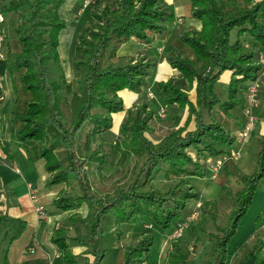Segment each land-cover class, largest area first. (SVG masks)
<instances>
[{"label":"trees","instance_id":"16d2710c","mask_svg":"<svg viewBox=\"0 0 264 264\" xmlns=\"http://www.w3.org/2000/svg\"><path fill=\"white\" fill-rule=\"evenodd\" d=\"M188 1L190 15L200 22L202 29L191 35L184 33L181 39L188 44L195 59L191 62L174 54L166 59L184 79L188 89L193 91V100L188 97V91L169 81L155 86L160 104L175 105L179 113L186 110L187 117L178 130L152 144L146 137L150 132L148 122L152 119L147 105L138 104L133 107L134 110H126L127 119L121 127L123 154L136 159L130 172L131 182L117 189L113 196L98 199L93 194L89 195L87 182L82 184L76 175L70 145L86 126L90 128L92 142H103L112 134L111 115L125 111L119 93L128 90L137 95L149 88L154 64L142 57L118 59L116 54L121 45L131 39L144 45L153 43L163 33L165 23L173 21V9L164 0H94L97 6L91 12V22L83 21L76 32L70 62L73 83L81 97L75 109V120L67 124L60 104L67 101L71 85L65 83L58 52L59 33L66 27L59 11L66 0H8L4 8L5 12L14 16L13 34L22 50L17 56H10L8 51V71L23 72L24 89L31 95L26 113L17 117L24 128L15 131L12 136L19 144L28 141L41 143L39 158L44 161L45 171L50 177L46 182L48 187L67 184L70 179L78 181L83 193L81 198L70 200L59 196L53 205L66 212L86 204V219L74 217L71 222H79L89 233V238L87 241H73L86 249L85 255L92 256L93 264L101 263L103 257L96 239L103 215L115 217L116 226L134 225L140 221L151 229L165 231L191 214L187 202L198 200V195L189 184L190 178L202 177L206 160L229 155L234 142V137H230L218 124L212 121L205 124L203 121V113L211 114L219 105L214 93L215 84L221 74L230 73L228 101L220 106V110L235 114L242 108L238 97L241 85L255 80L261 70L257 63L260 53H264V0L257 3H252V0L243 3L238 0ZM51 67L58 77L56 80L48 77ZM49 127L57 131L58 137L54 140H49L46 134ZM60 144L68 152V168H64L54 155ZM98 146L101 147L102 143ZM259 154L261 166H264V153ZM92 155L99 157L103 164L104 156L100 151ZM163 168L167 172L166 177L172 174L179 179L166 193L151 186ZM262 175L249 181L241 176L243 190L237 195L239 207L230 211L225 228H216L218 233L224 231V234L211 236L213 244L202 264L226 263L228 238L235 234L239 219L245 214L257 180ZM202 213L206 214L205 210ZM210 220L216 223L214 217ZM24 227L18 222L17 228L12 229L14 232L3 249L2 264H8V246L20 236ZM151 235L144 230L134 245L125 247V264H132L143 257L152 245ZM67 240L66 230L58 228L51 243L60 251L62 264H74ZM261 247L262 243L258 240L239 264L256 255ZM172 248L177 257H172L171 253L170 261L186 264L187 256L180 253L174 242Z\"/></svg>","mask_w":264,"mask_h":264},{"label":"rangeland","instance_id":"374dc122","mask_svg":"<svg viewBox=\"0 0 264 264\" xmlns=\"http://www.w3.org/2000/svg\"><path fill=\"white\" fill-rule=\"evenodd\" d=\"M173 1H175V9L181 8L180 11H183V15L185 17H190V2L188 0ZM238 1L243 3L247 0ZM258 1L260 0H252V3H257ZM252 3L250 5H253ZM6 4H4L3 8L6 7ZM89 6L90 7L87 8L88 6L84 5L83 0H79L74 5V8L71 11L72 19L79 20L80 26L83 21L91 22L92 20L90 15L92 10L95 8L94 6H97V4L94 2V0H92ZM78 12H81L80 16L77 14ZM67 42L68 40L66 38L62 39L61 45L63 46V48H65ZM167 44L168 46L166 49L165 58H167L170 54H174V56H179V58H182L183 60L191 61L190 57H192L193 59V52L191 51L188 44L183 42V40L181 39V35L171 39V41ZM74 45L75 40L72 46L69 47V61H71L73 57ZM155 50L156 48L151 49L153 57L157 61H159L158 54ZM136 58L140 57L137 56ZM165 65L166 67H168V69L173 70L169 65L167 59ZM158 69L160 70L161 68H159V66H156L155 73ZM54 73V68L51 67L48 77L52 79L51 76H54L56 74ZM178 75L179 73H177V76H175V78H173V80L169 82L178 87L180 86L184 89V91H188L187 94L190 98V90L188 89L186 82L180 75ZM70 85H73V91L71 89L69 90L70 92L67 98H72L69 104L73 105L76 109L77 102L81 97V94L76 91L77 87L75 84ZM258 90L259 106L257 105V107H259L260 110V108L264 109V86L260 85ZM156 91L155 88H153L152 97L154 96L157 99ZM239 98L241 99V96ZM28 102L29 101H26V103L24 104V114L27 111ZM138 104H146L147 112H149L152 116V119L148 122V128L150 132L146 134V137L152 142V144H157L168 134H171L174 131L178 130L182 113L178 112L177 106L160 104V108L165 111L166 115L165 119H161L157 115L159 106L156 103L150 105L151 103L139 102ZM166 106H168L167 109L165 108ZM133 107H131L130 110H134ZM70 110L71 108L69 107V105H65L63 103L61 104L60 111L67 124H71L75 120L74 118L76 110L74 111V117L72 118V110L71 113H69ZM216 110H219L220 112L215 113L214 120L213 116L204 112L203 121L205 124H209L210 121L215 122L220 127L225 129L229 133L230 137H234V142L230 150L234 152L235 155H238V158L234 160L236 161L235 165L238 171L235 173L230 155H227V160L219 167V172L215 179H212V176L214 174L212 168L215 167L214 165L216 163L211 164L213 166L207 164V167H202V177L197 176L189 180V184L194 188V192L198 195V200H190L187 202V207L189 208L191 214L186 215L181 220L175 222L170 230L163 231L156 228L151 229L148 225L140 221H138L134 225L116 226L115 217H112L111 215H103L96 237L97 246H99L100 251L103 252L102 261L99 264H125V247L129 246L130 244L134 245V243L139 238V236L137 235L134 237L132 236L126 238L125 231L131 226H136L137 229H140L142 231L146 230L148 232H151L152 234V245L149 247V250L143 254V259H136V261L132 264H176L177 261H170L169 257L171 253L173 254L172 257H177V255L173 252V242L176 246H178V249H180V253L187 256L185 260L186 264H202L206 261V259L208 258V253L210 252L211 246L213 244L211 236H222L224 234V231L222 233H218L216 228H225V223L230 217V211L234 209L236 211L237 207H239L237 195L243 190V183L240 179L241 176L249 181L256 178L258 175H262V169H264V166H261L262 162H260L261 158L259 154L260 152L264 153V133L259 132L261 125H264V112H262V115H259V117L257 111H255V113L253 114L255 126L247 141L242 142L239 139L242 130L245 127L244 114L242 110L238 109L235 114H227L226 112H221L220 107L219 109H217V106L213 109V111ZM126 119L127 113H125L124 118H121L120 120L122 122L119 126V134H114V131H112L111 129V136H109L108 138L105 137V139H103V142H92L89 136L90 128L86 126L84 127V129H82L80 134L74 137V140H72V143L70 145L73 148L72 162L74 165L73 168L75 169V173L77 176H79L80 182H82V184H84V182H87L88 188L90 189L89 195L93 194L97 197L96 199L103 198L104 196L111 197L117 192V189L126 187L127 184L131 182L130 172L136 159L128 158L123 154L125 148L122 145L123 134L121 131V127L124 125ZM257 124L260 126L257 127ZM35 143L36 142L34 141H28L26 143H20V145H24L28 147L27 149H29L31 147L29 146V144L33 145ZM99 143H102L101 147L98 146ZM60 145L63 146V144ZM63 148L65 147L63 146ZM97 151H100V154L104 156V158L102 159L103 164H101L100 160L98 159L99 157L95 158L92 155L93 152L97 153ZM67 154L68 152L66 150V159L68 158ZM200 163L203 164L202 161ZM63 167L68 168L69 162L67 166L63 165ZM164 168L160 170V173L156 175L155 181L151 183V186L154 188H158L163 193H166L172 187L171 185L179 179L172 174H169V176L166 177L165 174L167 172ZM58 185L56 184V186L52 187L56 188ZM65 185H67V187L64 188V192L59 193L61 197L69 198L71 200L73 198H81L83 196L82 190H80L78 181L76 179H70V181ZM46 187H48L47 184ZM252 196V200L250 204L247 205L245 214H243L239 219V224L235 234L228 238L229 244L226 247L228 262L226 261L225 264H239L240 260L243 259L246 254H248L249 249L253 247L258 241V239H253V234L255 233V229L258 226L257 224L260 219L264 218V175H262V177L257 180V185ZM83 206H86V204H82L81 206L77 207L76 210L80 209ZM202 207L206 208L203 209L205 210L206 214L202 213ZM193 214H196L195 219H191V215ZM213 217L215 218L216 223H213V221L210 220V218ZM8 223L11 224V228H14V223ZM176 233L180 234L178 238L176 237ZM88 238L89 233H87L85 237L80 239H83V241H87ZM5 247L6 245L3 244L0 246V264H2L4 260L3 249ZM237 247L239 248V253L235 254L233 250H235ZM93 262L94 260L88 264H93ZM60 264H62V261Z\"/></svg>","mask_w":264,"mask_h":264},{"label":"crops","instance_id":"0c3cea01","mask_svg":"<svg viewBox=\"0 0 264 264\" xmlns=\"http://www.w3.org/2000/svg\"><path fill=\"white\" fill-rule=\"evenodd\" d=\"M8 0H0V10L4 16V24L0 25V33L5 37V41L0 45V51L3 55V59L0 60V139L3 150L7 155L5 164L9 167L13 164L17 166L20 173L16 174L12 172L6 166H0V246L6 245L7 240L12 236L15 227L17 228L18 222L24 224V230L20 236L8 246L7 263L8 264H57L61 263L60 251L57 250L51 243V238L58 228H63L68 233L67 245L70 248L72 256H74V264H88L93 261L90 255H85L86 249L76 244L73 240L83 241V238L88 233L87 230L79 222H71V219L77 217L79 219H86L87 208L86 206L80 209H73L71 211H60L56 209L53 202L60 196L59 193L64 192L65 184L58 185L56 188L46 187V182L49 180V175L45 171V163L39 158V148L41 143H35L29 149L24 145H20L15 141L12 136L15 131L24 128V125L17 120L18 116L24 115L26 101H30L31 95L24 89L22 75L23 72L8 71V59L7 53L10 52V56H17L21 53V46L16 40L14 29V16L11 13L5 12L3 8ZM79 0H66L62 5L63 7L59 11V17L64 20L66 27L59 33L58 39V52L59 60L62 64V70L64 72L65 83L74 84L72 77L71 62L69 61L70 49L74 40L76 39V32L80 28V21L73 20L71 11L74 5ZM84 2V0H83ZM167 6L172 7L173 15H175L173 21L167 22L164 25V31L158 35L154 42L149 45H144L136 39H131L129 42L121 45L116 57L118 59H136V57H142L147 61L154 64L152 69L153 77L149 84V88L142 94L134 95L128 90H124L119 93V97L124 103L125 111L120 114H113L112 117V131L118 135L119 126L124 118L126 110L133 106H138V103H156L158 106L160 103L156 97H152L153 88L160 82L171 81L178 72L168 69L166 67V49L171 39L178 37L184 33L192 34L193 32L199 33L201 31V24L198 20L191 17H185L181 8H174L175 1L164 0ZM81 12L77 14L80 16ZM190 13V6H189ZM178 29V30H177ZM177 30V31H176ZM67 39V45L63 48L62 39ZM69 38V39H68ZM71 43V45H70ZM62 48V49H61ZM156 48L159 61H157L152 54L151 49ZM260 58L257 65L261 68L256 75L255 80H250L241 85L238 95L241 96V101L244 100V93L251 85L259 89L260 85L264 86V79L260 77L261 73H264V53H260ZM193 56V54H192ZM191 61L195 59L190 57ZM156 66L161 68L155 73ZM55 72V71H54ZM55 74V73H54ZM53 80L58 77L55 74L51 76ZM230 73L224 72L221 74L218 82L215 84L214 93L219 100L217 109L223 103L228 101V87H229ZM177 78V77H176ZM73 86V85H72ZM71 86V90L73 88ZM157 92V91H156ZM259 94V90H258ZM157 95V93H156ZM69 98V97H68ZM190 99L193 100V91H190ZM72 98L67 99L63 104L69 105L71 110V118L74 117L75 107L71 104ZM150 100V101H148ZM61 105V104H60ZM259 106V103H258ZM73 107V109H72ZM166 109L168 106L165 107ZM162 109L159 106V110ZM258 116L262 115L264 109L259 110L256 108ZM261 111V112H260ZM219 110L211 111V116L215 113H219ZM259 116V117H260ZM187 117L186 110L181 115L179 127L183 124ZM260 125L257 124V127ZM260 133H264V125H261ZM49 140H54L58 137L57 131L53 127H49L46 131ZM34 146V147H32ZM26 147V148H25ZM230 153L234 154L230 150ZM56 159L63 165L67 166L66 150L62 145H59L54 152ZM227 156L219 157L217 159L206 160L207 164L225 163ZM231 159V158H230ZM235 173L238 171L234 160L231 159ZM215 166V165H214ZM208 169V168H207ZM191 179V178H190ZM69 199V198H65ZM37 208H42L43 212L39 215L36 212ZM6 219V220H4ZM8 219V220H7ZM8 222H14V228H11V224ZM253 234V239L260 240L262 243L261 249L256 255L249 257L244 264H264V218H261L257 224ZM143 233L142 230L137 229L136 226H131L125 231L126 238L140 236ZM254 242V240H253ZM30 248L34 249V253H29ZM237 247L233 252L239 253ZM4 252V250H3ZM4 256V254H3ZM234 256V255H233ZM228 262V261H227Z\"/></svg>","mask_w":264,"mask_h":264},{"label":"built area","instance_id":"2783aa9c","mask_svg":"<svg viewBox=\"0 0 264 264\" xmlns=\"http://www.w3.org/2000/svg\"><path fill=\"white\" fill-rule=\"evenodd\" d=\"M92 0H84V5L86 6H89V4L91 3ZM4 16L0 10V25L4 24ZM5 41V37H3V35L0 33V45H2ZM3 59V55L0 51V60ZM180 75V74H179ZM178 75V76H179ZM260 77L262 79H264V73H261L260 74ZM244 100H243V103H242V112L244 114V128L242 130V133L239 137V139L244 142V141H247L249 135L251 134L253 128H254V117H253V114L255 113L256 111V108H257V105H258V89L255 87V86H250L248 89H246L245 93H244ZM0 100H2V98L0 97ZM157 115L158 117H160L161 119H165L166 118V115H165V111L163 109H160L158 112H157ZM230 158L231 159H237L238 158V155H235V154H232L230 153ZM7 160V155L5 153V151L3 150V147H2V143H1V139H0V166H6L8 167L12 172H15L16 174H19L20 171L19 169L17 168V166L15 164L11 165L10 167L5 164ZM222 163L220 162H216L215 164V167L212 168V170L214 171V174L212 176V179H215V177L217 176L218 174V169L219 167L221 166ZM36 212L41 215L42 212H43V209L42 208H37L36 209ZM196 218V214H193L191 215V219H195ZM180 236L179 233H176V237L178 238ZM29 253H34V249L33 248H30L29 250Z\"/></svg>","mask_w":264,"mask_h":264}]
</instances>
